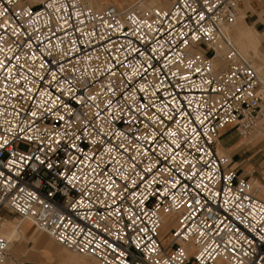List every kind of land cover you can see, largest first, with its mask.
Wrapping results in <instances>:
<instances>
[{"label":"built area","instance_id":"1","mask_svg":"<svg viewBox=\"0 0 264 264\" xmlns=\"http://www.w3.org/2000/svg\"><path fill=\"white\" fill-rule=\"evenodd\" d=\"M238 10L0 0V210L100 264H264V200L217 150L262 115Z\"/></svg>","mask_w":264,"mask_h":264},{"label":"crops","instance_id":"2","mask_svg":"<svg viewBox=\"0 0 264 264\" xmlns=\"http://www.w3.org/2000/svg\"><path fill=\"white\" fill-rule=\"evenodd\" d=\"M238 1V13L241 12L244 15L240 21L241 25L243 27L246 26L258 31L261 34V37L262 33L264 34V0ZM245 22H247V24ZM249 22L252 25H250ZM261 40L264 42V37ZM248 47L253 48L252 44L246 46V48ZM259 95L263 100L262 115L257 126L255 127L253 134L248 138L242 137L239 133L237 125H231L221 132L219 136V142L225 153L229 152L232 154V157L230 156L231 161L233 159L234 164L238 166L237 169L239 174L241 176H248L251 178V180L253 179V182L259 187V194H261L264 199V88L259 89ZM36 239L37 237L32 240ZM38 239L40 240L41 244L44 242L46 243V239L42 237ZM26 247H19L17 248L18 250L15 249L13 254H9L8 257L11 258L7 259L6 264H14L15 260L23 254V251H25L24 259L22 261L24 264H55L50 262L51 256L42 253V255L39 257L34 247H30L35 250L33 254H31L28 249H25ZM57 255L60 256L58 253ZM9 259H11V262H8ZM64 261L66 264H86L87 260L81 262L80 260L74 261L64 258Z\"/></svg>","mask_w":264,"mask_h":264},{"label":"bare ground","instance_id":"3","mask_svg":"<svg viewBox=\"0 0 264 264\" xmlns=\"http://www.w3.org/2000/svg\"><path fill=\"white\" fill-rule=\"evenodd\" d=\"M31 1H33V2H35V1L36 2H41L42 0H31ZM85 1L88 2V4H90L95 9L96 8L97 9L98 8H101V7L105 6L106 4H109L110 2H111L110 4H114V5L118 6V3L115 2V1H113V0H111V1L110 0H85ZM153 1L157 4V6H153L151 8H154V7L163 8V7H166L171 2V0H153ZM147 4L148 3L146 2V0H120L119 1L120 7H123L124 10L137 9V10L148 11V10H150V8H149V6ZM169 7H167V8H169ZM243 17H244L243 14L238 15V17H236V21L233 24L227 25V26H224L223 27V32L230 39V41L232 42V44L234 46H235V43H234V41L232 39V36L236 38V43L243 50H244V48L246 49V50H244L245 53H249V52H247V49L249 47L246 48V46L249 45V44L250 45L252 44V45L255 46V44H257V42H258L261 34L258 31H255L254 29H251L249 27H246V26L245 27H242L240 21H241V19ZM262 39H263V37H262ZM235 47H236V49L239 52L241 51L240 48L238 49L237 46H235ZM244 51H242V52H244ZM241 54L244 57L243 53H241ZM245 56H247V55H245ZM223 57H224V52L223 51H219L218 52V56L214 60V65H215L216 68H219V67H221L224 64ZM245 59L248 60V58H245ZM252 66L255 68V70L258 72L259 76L261 77V85H260V88H264V73H261L257 69L256 65H254L253 63H252ZM254 130L249 135L245 136V138H248L249 136H251L253 134ZM217 150H218V154L221 157H228V162H232L230 156H228L227 153H225V151L222 149L221 144L219 142V137H218V142H217ZM251 182L254 184V186L259 191V187L252 180H251ZM172 217L173 216L166 217V219L164 221L165 223H164V225L161 228V238L164 240V242H166V241L169 240V239L167 240L166 238H167L170 230L175 226V222H171ZM21 220L24 221L26 219H21ZM28 221H30V220H28ZM26 227H28V226H26ZM38 230H40V229H38ZM33 234H34V231H33L32 228H31V230H28V231L26 230L25 231L23 228L20 229V225L19 224L12 223L8 219H2L1 220V218H0V235L3 236V237H5V238H7V240L9 241V245H8V255L9 254H13L15 252V249H17L19 247H22L24 245L23 243H25L24 239H26L28 237L30 239H34L35 237H37L35 235L33 236ZM41 237L44 238L43 236H41ZM44 239H46V238H44ZM50 248H52L54 250V252L60 254V256H62L64 258H67L69 260L76 261V260L82 259L81 256H78L75 253H70V252L68 253L66 251L64 253V250L62 251L60 249H56V248L53 247L52 244L50 245ZM29 252L31 254H33L35 252V250L33 248H30L29 247ZM189 253L190 254H193V251H190ZM85 256H87V255H85ZM8 258H11V257H8ZM8 262H11V259H9ZM6 263H7V261H6Z\"/></svg>","mask_w":264,"mask_h":264},{"label":"rangeland","instance_id":"4","mask_svg":"<svg viewBox=\"0 0 264 264\" xmlns=\"http://www.w3.org/2000/svg\"><path fill=\"white\" fill-rule=\"evenodd\" d=\"M111 1V0H110ZM113 1H115V2H117L118 3V7H120V5H119V1L120 0H113ZM173 1L174 0H171V2L166 6V7H163V8H167V7H169L172 3H173ZM146 2L148 3L147 5L149 6V8L151 9V7H153V6H157V4L153 1V0H146ZM111 3V2H110ZM110 3L109 4H107V5H105V6H103V7H101V8H96L97 10H101V9H103V8H105L106 6H108V5H110ZM139 5V4H138ZM120 8H122L123 9V7H120ZM242 13L241 12H239L238 13V15H241ZM238 15H237V17H238ZM246 24H247V22H245ZM249 24L250 25H252L250 22H249ZM248 24V25H249ZM243 27V26H242ZM262 37H264V34L262 33ZM232 39H233V41H234V43H235V46H237V48L239 49L240 48V52L241 53H243V55H244V57L245 58H248V60H251L252 61V63L254 64V65H256V67H257V69L261 72V73H264V42H263V40H261L262 38L260 37L259 39L260 40H258V42H257V44H255V46L254 45H252L253 46V48H248L247 50V52H249V53H245V51L244 50H246L245 48H244V50L236 43V38L235 37H233L232 36ZM237 44V45H236ZM239 46V47H238ZM250 49V50H249ZM242 51H244V52H242ZM245 53V54H244ZM254 53V54H253ZM256 54V55H255ZM245 55H247V56H245ZM260 66V67H259ZM21 148H25V146L24 145H21ZM227 152V151H226ZM227 155L228 156H231L232 157V154L231 153H229V152H227ZM230 167H232V168H235L237 171H238V169H237V167L238 166H236L235 164H234V162H233V159H232V162H231V164H230ZM239 173V172H238ZM252 181H253V179H252ZM259 196L260 197H262L261 196V194H259ZM263 198V197H262ZM0 218H1V220L2 219H8V220H10L12 223H16V224H19L20 225V229H24L25 231L27 230H31V228L33 229V231H34V234H33V236L35 235V236H37V239L36 240H32V239H29V237L27 238V239H25V242L26 243H23L24 244V246L26 247L25 249H28V251H29V247H34L35 249H36V251H37V254H38V256L40 257L41 255H42V253H45V254H47L48 256H51V259H50V262L51 263H55V264H66V263H64L65 261H64V258L63 257H60V256H58L57 255V253L56 252H54V250L52 249V248H50L49 247V245L50 244H52L53 245V247L54 248H56V249H60V250H64V253H65V251L66 252H70V253H75V254H77L78 256H81L82 257V259H80V261L82 262V261H86V264H100V262H98L95 258H93V257H91V256H85V255H82V254H79V253H77V252H74V251H72V250H69V249H67V248H65L64 246H62V245H59V244H57L48 234H46L45 232H42V231H40V230H38L37 229V227L36 226H34L30 221H28V220H24V221H22L21 220V218L19 217V216H17L15 213H13V212H10L9 210H6V209H2V210H0ZM28 226V227H26V226ZM26 235V234H25ZM41 236H43L44 238H46V243L44 244H41L40 243V240L38 239L39 237H41ZM167 240L169 239V238H166ZM24 246H22V248H24ZM23 254L18 258V259H16L15 260V263L14 264H24V262H22L23 261V259H24V253H25V251H23L22 252ZM7 259H8V256H7ZM7 259H6V261H7ZM38 261V260H37ZM6 264V263H5Z\"/></svg>","mask_w":264,"mask_h":264},{"label":"snow or ice","instance_id":"5","mask_svg":"<svg viewBox=\"0 0 264 264\" xmlns=\"http://www.w3.org/2000/svg\"><path fill=\"white\" fill-rule=\"evenodd\" d=\"M0 15H3V12H0Z\"/></svg>","mask_w":264,"mask_h":264}]
</instances>
